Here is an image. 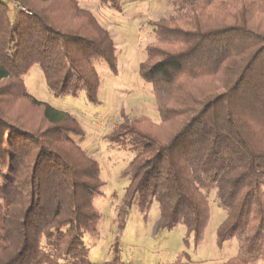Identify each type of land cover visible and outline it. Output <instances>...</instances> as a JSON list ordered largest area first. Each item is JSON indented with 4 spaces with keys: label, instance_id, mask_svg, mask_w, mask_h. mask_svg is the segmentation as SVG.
<instances>
[{
    "label": "trees",
    "instance_id": "obj_1",
    "mask_svg": "<svg viewBox=\"0 0 264 264\" xmlns=\"http://www.w3.org/2000/svg\"><path fill=\"white\" fill-rule=\"evenodd\" d=\"M100 1L123 9V0ZM170 4L150 22L154 40L139 67L160 121L123 112L105 134L131 155L124 207L148 217L158 203V228L183 224L197 246L215 192L227 210L217 241L238 238L239 248L206 264H263L264 0ZM99 61L116 72L115 40L79 0H0V264H133L88 257L84 237L103 218L100 160L81 145L79 120L25 83L38 64L55 95L84 93L96 104Z\"/></svg>",
    "mask_w": 264,
    "mask_h": 264
},
{
    "label": "rangeland",
    "instance_id": "obj_2",
    "mask_svg": "<svg viewBox=\"0 0 264 264\" xmlns=\"http://www.w3.org/2000/svg\"><path fill=\"white\" fill-rule=\"evenodd\" d=\"M123 2V9L118 11L100 0H79L81 6L92 11L109 29L116 44V72L106 61L94 63L100 80V102H89L84 93L79 96L55 95L38 64L25 77L33 96L70 112L79 120L84 129L81 145L100 160L105 180L104 194L98 196L95 203L103 218L98 230L84 237L89 247L88 257L96 262L120 258L133 264H168L177 260H191L198 264L223 263L237 253L239 240L233 238L218 243L217 230L227 216V210L219 206L215 192L210 193L212 216L204 239L197 246L183 224L172 230L158 228V203L152 205L148 217H144L137 206L124 207L128 179L124 178L123 171L131 155L125 148L111 146L105 134L117 127L123 112L160 121L152 84L140 76L139 67L146 56V47L154 40L151 20L168 14L171 4L170 0ZM22 106L40 114L29 104Z\"/></svg>",
    "mask_w": 264,
    "mask_h": 264
}]
</instances>
